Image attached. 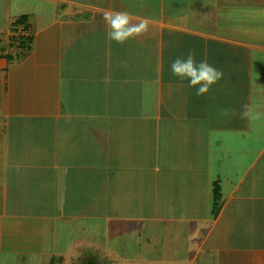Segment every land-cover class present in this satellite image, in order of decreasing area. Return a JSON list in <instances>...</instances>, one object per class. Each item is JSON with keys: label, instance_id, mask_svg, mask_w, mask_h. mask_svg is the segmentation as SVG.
I'll list each match as a JSON object with an SVG mask.
<instances>
[{"label": "crops", "instance_id": "obj_1", "mask_svg": "<svg viewBox=\"0 0 264 264\" xmlns=\"http://www.w3.org/2000/svg\"><path fill=\"white\" fill-rule=\"evenodd\" d=\"M44 1L27 49L10 36L29 0L0 4V253L107 219L162 226L168 261L264 264V0ZM106 9L148 33L108 39ZM190 50L224 73L203 96L170 71Z\"/></svg>", "mask_w": 264, "mask_h": 264}, {"label": "rangeland", "instance_id": "obj_2", "mask_svg": "<svg viewBox=\"0 0 264 264\" xmlns=\"http://www.w3.org/2000/svg\"><path fill=\"white\" fill-rule=\"evenodd\" d=\"M91 1L98 4L110 3V0ZM36 6H40L41 13L44 15L51 14L53 8V5L48 1L41 2V0H34V2L29 0L24 6H15L14 8L20 9L16 11V15L19 16L22 13H26L29 9H34ZM10 8L13 9V6H10ZM0 11H2L1 8ZM22 30H25V32L22 33ZM12 35L14 37H29L31 36L30 28L29 26L26 29L22 27L14 29L11 27ZM15 41L17 42V39ZM96 216L101 215L97 214ZM87 221L82 219L78 220V222L69 221L67 222L68 225L66 223L62 224L60 235L55 236L53 234L46 237V245L43 252H32L34 245H37L36 243L31 244L32 241L30 243L31 246L30 244L26 246V250L22 253L25 257L24 259L20 252L16 254L0 253V264H186L182 261H177L180 258H177L176 255L178 253L176 252H169L172 258L170 262L168 261L169 254L166 256L167 259H165L162 255H166V252L153 250L152 243L154 238L155 241H158L162 238L161 235H164L163 227L160 225L157 227L158 229H151V226L146 224L141 233L135 232L133 227L131 230L125 229L121 234L113 236L111 234L114 229L111 227L113 222H110V220H101L98 223L92 222L91 224ZM7 223H12V221L8 220ZM32 224L31 228L33 229L34 227H39L38 223L35 224V221ZM48 224L49 229L47 231H54L55 229L60 231L59 225L55 227L53 222ZM164 244H166V239H164ZM158 246H160V243H158ZM29 248L31 251L27 250ZM158 248L163 250L162 246ZM145 258L146 260L143 261ZM200 259L197 260V264H204L203 259Z\"/></svg>", "mask_w": 264, "mask_h": 264}, {"label": "clouds", "instance_id": "obj_3", "mask_svg": "<svg viewBox=\"0 0 264 264\" xmlns=\"http://www.w3.org/2000/svg\"><path fill=\"white\" fill-rule=\"evenodd\" d=\"M102 19L107 29V38L118 44L141 37L149 31L147 18H140L134 22L133 16L128 11L106 9ZM170 71L174 77L187 80L188 87L196 89L197 96L206 95L224 76L222 70L209 64L207 60L197 62L194 50H190L186 57H177L173 60L170 63ZM248 115V108L245 105L240 116L243 119Z\"/></svg>", "mask_w": 264, "mask_h": 264}, {"label": "trees", "instance_id": "obj_4", "mask_svg": "<svg viewBox=\"0 0 264 264\" xmlns=\"http://www.w3.org/2000/svg\"><path fill=\"white\" fill-rule=\"evenodd\" d=\"M27 20H28V15L27 14H21V15H19L15 20H14V29L17 27V28H19V25L20 24H24V29H26L28 26H29V24H28V22H27ZM11 38H10V40H11V44H15L16 43V41H15V39H17V45L16 46H18L19 48H21V49H27L28 47H29V43H30V41H31V36H27V37H21V36H18V37H14V35H12V36H10ZM8 59H9V57L11 56L9 53H7V54H4Z\"/></svg>", "mask_w": 264, "mask_h": 264}]
</instances>
